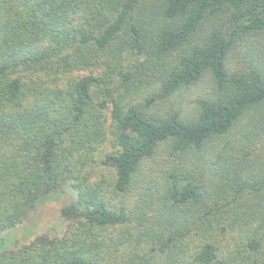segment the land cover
Returning <instances> with one entry per match:
<instances>
[{"label": "trees", "instance_id": "obj_1", "mask_svg": "<svg viewBox=\"0 0 264 264\" xmlns=\"http://www.w3.org/2000/svg\"><path fill=\"white\" fill-rule=\"evenodd\" d=\"M263 50L264 0H0V264H264Z\"/></svg>", "mask_w": 264, "mask_h": 264}, {"label": "rangeland", "instance_id": "obj_2", "mask_svg": "<svg viewBox=\"0 0 264 264\" xmlns=\"http://www.w3.org/2000/svg\"><path fill=\"white\" fill-rule=\"evenodd\" d=\"M254 46L258 45L255 44ZM258 48L259 47H252V49H249V53H247V46L245 47L244 45L242 46L239 44L228 55V68L233 71L237 69H245L244 67L250 60L256 59L255 52ZM262 52L264 54V50ZM130 57H135L134 53H132ZM148 82H152V79L146 78V80L139 84V89L134 91V97L136 100H144V93L147 91L149 92L150 88L154 85L148 84ZM212 90V77L210 74L206 73L196 83L184 86L177 90L173 95H171L169 99H154L151 102V105L154 104L159 110L167 111L170 108L172 109L173 107H176L180 108L182 112L190 113L193 107L198 104V101ZM166 161V159H159V168L167 167V164L164 163ZM61 196L62 197L55 196L37 205L35 210L26 221L12 229L7 230L2 237V248L13 246L15 241H18L19 243H26L36 234L50 231L51 228L56 226L60 220V208L63 206V204H66L70 201L69 194H62Z\"/></svg>", "mask_w": 264, "mask_h": 264}]
</instances>
